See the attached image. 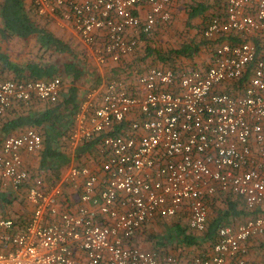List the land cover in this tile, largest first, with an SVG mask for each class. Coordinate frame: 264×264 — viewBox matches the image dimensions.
I'll return each mask as SVG.
<instances>
[{"label": "built area", "instance_id": "built-area-1", "mask_svg": "<svg viewBox=\"0 0 264 264\" xmlns=\"http://www.w3.org/2000/svg\"><path fill=\"white\" fill-rule=\"evenodd\" d=\"M176 0H30L36 13L67 29L98 65L133 51L137 37L168 21ZM218 1L203 28L219 38L205 67H151L134 80L92 88L74 116L67 165L54 177L31 174L25 155L41 147L34 128L0 146V185L24 183L27 221L0 218V264H264L248 260L245 242L264 235V0ZM60 79L0 77V116L14 104L55 101ZM103 132L99 163L76 149ZM240 196L257 211L221 224L205 256L144 249L141 226L179 215L206 229L213 199ZM216 201H219L217 199Z\"/></svg>", "mask_w": 264, "mask_h": 264}, {"label": "trees", "instance_id": "trees-1", "mask_svg": "<svg viewBox=\"0 0 264 264\" xmlns=\"http://www.w3.org/2000/svg\"><path fill=\"white\" fill-rule=\"evenodd\" d=\"M218 8V1L187 0L184 29L179 31L185 37L175 39L174 42H177L173 45L163 47L150 44L152 35L169 25L171 17L168 21L156 23L149 32H142L140 28L129 31L130 36L137 37V45L133 51L121 56L118 61L109 62L108 79L134 80L151 67L170 68L175 77L179 78L184 70L194 68L185 65V61L193 60L202 48L211 51L218 43L220 37L207 39L203 36V28L210 16L219 12ZM69 34L67 29L60 28L52 20L38 15L30 0H0V77L27 80L59 77L60 84L64 81L70 83L60 91L55 101L36 98L27 104H14L0 116V146L6 136L17 134L26 128H34L40 133L41 147L34 153L25 155L27 159L32 155H36L38 159L35 169L30 165L27 167L31 177L40 174L56 176L68 160L65 146L74 123V116L82 101L76 83L82 79L87 80L85 66L89 64L88 51L70 41ZM12 39L28 45L31 56L23 61L12 60L5 50V43ZM100 82L102 83V77L99 75L94 77L91 82H87L88 89L99 86ZM103 136V132H98L78 146L75 154L77 159L82 158L81 161L86 164L99 163L98 152ZM29 183H24L18 191L0 185L2 218H12L16 224L27 221L31 213L25 201L26 187ZM217 199L219 201H216ZM221 203L222 208L218 207ZM212 205L214 209L216 206L220 209L214 210L208 216L206 229L201 233L194 234L188 230L185 219L179 215L158 217L144 223L133 242L135 243L147 228L162 223L168 229L155 239L154 249L171 251L168 249L171 247L172 251L184 259L195 255L205 256L204 252L189 255L185 250L211 245L215 240L218 226L233 224L236 219L243 220L247 214L242 198L236 194H219L213 199ZM256 212L254 211V214Z\"/></svg>", "mask_w": 264, "mask_h": 264}, {"label": "rangeland", "instance_id": "rangeland-1", "mask_svg": "<svg viewBox=\"0 0 264 264\" xmlns=\"http://www.w3.org/2000/svg\"><path fill=\"white\" fill-rule=\"evenodd\" d=\"M186 1L187 0H177L175 2L174 6L172 8L171 19L169 21L170 24L164 28L157 30L156 33L152 35V39L150 41L151 45L165 47L167 45L176 44L177 41L174 42L175 39L176 40L177 39H183L185 37L184 35H181V33L179 31L180 30L182 31L184 29V20L186 17V14H185V2ZM69 35L71 37L70 41L74 42V44L78 45L79 47H82V48L84 47L82 45V43L78 40L77 37H75L73 34H69ZM5 50L8 51L12 60H15V61H23V60L27 59L29 56H31L30 55L31 49L29 48V46L20 40H13L12 39V40L8 41L7 43H5ZM209 53H210V51L207 48H205V49L202 48L201 51L193 58V60L185 61L184 63H185V65L187 64L188 66H191V67H193V66L194 67H205ZM88 54H89V52H88ZM85 67H86L85 74L87 75V77H86L87 80L82 79L76 83L78 88H79V92H80V96L82 98V101L84 100L86 94L89 92L87 82H91L92 79L98 75L100 77H102V82L109 80L108 79L109 78V68H110L109 63L98 65L91 59V56L89 55V64ZM69 84L70 83H68L67 81H64V83H61V90L66 88ZM80 159H82V158H80ZM25 162H27V164L25 163V165L27 167H29V165H30L31 168L35 169V166L38 162V159H37L36 155H32L29 159H27V161L25 160ZM46 176L49 177V175H47V174H46ZM212 206H211V210H210L209 215H211L214 210H218V209L222 208L223 204L222 203L219 204L218 207H220V208H218L216 206V209H214ZM2 214H3V211L1 208L0 218H2V216H3ZM237 220H239V219H237ZM180 222L182 224V221H180ZM167 229H168V227L165 226V224H162V223L158 224L157 223V224L147 228V230H144L143 233H141L139 235V237L135 243H136V245H140L143 248L146 247L147 249H154L153 247H154L155 239H158L160 236H162V234ZM252 241L256 242V244L264 245V243H263L264 242V236L254 237V239L252 238ZM245 246L247 248V244H245ZM168 249L171 251L173 250L171 247ZM206 251H209V245L200 246L199 249L198 248H189V250H185V252L189 255L194 254V253L198 254L199 252H200L199 254H201V252H206ZM251 257H254L253 258L254 260L264 261L263 251L258 250V252H254V255H251Z\"/></svg>", "mask_w": 264, "mask_h": 264}, {"label": "crops", "instance_id": "crops-1", "mask_svg": "<svg viewBox=\"0 0 264 264\" xmlns=\"http://www.w3.org/2000/svg\"><path fill=\"white\" fill-rule=\"evenodd\" d=\"M175 4V3H174ZM70 34H72V33H70ZM76 40V39H75ZM78 41V40H77ZM70 158H69V156H68V160H67V162H66V164L65 165H67V163H68V161H70L69 160ZM75 159H77V157L75 158ZM25 160H27V158L25 159ZM78 161H81V159H77ZM82 162V161H81ZM26 163V162H25ZM65 167V166H64ZM40 175H42L43 176V174H40ZM43 177H45V176H43ZM52 177H54V175H52ZM28 205V204H27ZM29 206V205H28ZM18 207H20V205H18ZM17 207V208H18ZM30 208V207H29ZM245 211L247 212V214L245 215V219H243V220H235V222L232 224V225H236V224H238V223H240V222H243V221H245L249 216H251V215H253L254 214V211H252V210H247L246 208H245ZM227 224H231V223H227ZM186 225V224H185ZM187 226V225H186ZM188 227V226H187ZM188 230H190L191 232H194V234H198L197 232H195V231H193V230H191V229H189L188 228ZM217 232V231H216ZM259 236H264V235H258V236H253V237H251L249 240H247L245 243L247 244V248H246V250L248 251H246V257H247V259L248 260H251V261H254V257H251V255H254V252H258V250L259 251H263V253H264V245H261V244H256V242H254V241H252V238L254 239V237H259ZM264 243V242H263ZM134 244H136V243H134ZM212 245V244H211ZM211 245H209V251H210V247H211ZM138 246H140V245H138ZM141 247V246H140ZM141 248H143V247H141ZM144 249H147L146 247H144ZM209 251H206V252H204V255H207L208 254V252Z\"/></svg>", "mask_w": 264, "mask_h": 264}]
</instances>
